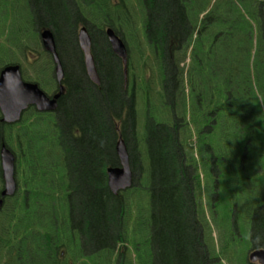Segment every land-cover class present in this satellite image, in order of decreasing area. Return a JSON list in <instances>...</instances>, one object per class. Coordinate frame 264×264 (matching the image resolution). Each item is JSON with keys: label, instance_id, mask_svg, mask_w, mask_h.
I'll use <instances>...</instances> for the list:
<instances>
[{"label": "trees", "instance_id": "obj_1", "mask_svg": "<svg viewBox=\"0 0 264 264\" xmlns=\"http://www.w3.org/2000/svg\"><path fill=\"white\" fill-rule=\"evenodd\" d=\"M10 3L17 22L16 0ZM126 3L131 4L25 0L27 23L36 37L44 28L52 31L64 76L55 111L30 107L20 127L0 138L14 153L18 185L0 211V247L24 241L25 249L16 251L27 253L14 264H87L80 258L102 264V255L107 264L112 255L118 257L116 264H133L124 257L128 195L114 194L107 186V168L119 166V139L128 150L133 183L138 164V181L148 184L146 239L153 264H208L214 254L205 237L200 174L193 173L198 162L205 159L209 168L224 165L231 174V194L242 186L245 167L251 172L252 165L264 166V0H138L151 59L137 66L157 68L155 101L150 81L134 72L128 78L132 55L137 53L139 62L145 49L133 33L136 52L130 51L125 29L117 23V8ZM82 26L90 35L99 84L85 69L77 37ZM108 27L126 45V73L111 49ZM21 31L18 26V36ZM17 47L22 54L39 55L29 35ZM40 53L32 74L19 63L22 78L51 96L59 84L50 54ZM143 84L149 93L144 90L148 104L140 132L136 104ZM156 104L168 109L160 111L159 120ZM214 156L218 160L211 161ZM261 211L255 208L253 226L264 229ZM258 238L264 240V233ZM87 247L92 252L82 255Z\"/></svg>", "mask_w": 264, "mask_h": 264}, {"label": "rangeland", "instance_id": "obj_2", "mask_svg": "<svg viewBox=\"0 0 264 264\" xmlns=\"http://www.w3.org/2000/svg\"><path fill=\"white\" fill-rule=\"evenodd\" d=\"M3 7H0V32L4 33L3 35H0V66L4 65L5 62H12V61H17L19 62L22 66L28 68H32V66L35 65V61H33L36 57H40L41 53L40 50H44L41 43H40V38L39 36L36 37L37 33H33L32 28H30V23H27V16H26V4L25 0H16L15 7H17V22H16V17L13 12V6L10 3L12 0H3ZM112 1V0H111ZM120 1V0H117ZM129 1L131 4L126 3V7H119L117 8V14H118V19L117 23L118 25L122 26L124 30V36L125 40L130 47V51H135L136 50V41L137 39H140L138 42L142 46L144 50V58L141 59L138 62L137 58V53L136 55L133 54V68L129 70V80L131 78V73L134 72V74H137V76H143V80L145 81H150V85L153 88L152 90V99L155 101V94L154 91L158 89V83H157V77H158V71L156 67L150 66L149 68H142L137 66V64H141L142 61L145 59L148 61L149 65V60L151 59V56L149 55L147 50V46L145 44V41L143 38V28H142V23L143 19L140 18V6L138 4V0H126ZM113 2V1H112ZM137 6V7H136ZM124 18H127L125 20ZM30 24V25H29ZM18 26L22 29L21 35L19 34L18 36ZM137 35V39L134 38V34ZM28 35L31 37V40L33 42L36 41L38 50H39V55L38 53L36 54L37 56L35 57V54L31 51H28V54H22L20 53L17 43L18 40L22 41L23 43L27 40ZM20 38V39H19ZM3 44H6V47L10 49V52L12 54H9V50L7 51L3 47ZM37 50V51H38ZM45 51V50H44ZM136 52V51H135ZM133 52V53H135ZM36 53V52H35ZM9 55L10 57H14V59L9 60ZM136 58V60H134ZM3 62V63H2ZM37 64V63H36ZM128 73V71H127ZM30 74L31 70H30ZM145 88H144V87ZM143 86L140 87L137 93V113H138V128L140 132L143 129V124L145 122L146 118V105L148 103L146 100V94L144 90L149 93L148 87L146 89V85L143 84ZM43 88V87H42ZM45 92L46 90L43 89ZM149 102L152 104L153 102L151 101V98L149 96ZM157 106V112L154 113L156 115V119L159 120L158 117L161 116L160 111H164L165 113L168 112V109L166 106H161L159 104H156ZM158 113V114H157ZM162 113V112H161ZM160 115V116H159ZM167 115V114H166ZM165 117L162 118L163 120L166 119ZM194 147V146H193ZM204 162V163H203ZM203 162H198L196 165V169H193V173L197 172L200 174V179L203 178V180H206L207 183L210 181V175L212 176V179L214 178V174L217 175L218 171L216 172H211L209 173V167L207 166V162H205V159ZM224 165L220 166V172H222L221 175L224 173L226 174L225 177H222L219 175V178H226L228 179L230 175L229 170L225 167ZM138 164H135L134 169L136 171L135 178L136 180L133 183V186H131L128 189L123 190L122 192L127 193L128 195V203H129V213H128V219H127V239H128V244L126 247L127 254L125 253V258H130L131 262L133 264H153V256L148 255V250L150 251V246L148 245L146 236L149 233L148 229V223H149V192H148V184L142 182L141 184L138 181L139 177L138 176ZM245 173V172H244ZM196 174V173H195ZM202 180V181H203ZM138 181V182H137ZM200 182V194L202 195L201 199L206 197L207 199L202 200V204L204 207V214L206 216V220L208 221V224L206 223V226L208 230H205V237H206V242L215 250L218 256L221 254V250L224 249H233L235 250L237 248V253L239 256H241V250L242 248L246 247V244L244 242L243 237H240L237 234L232 233L229 229L232 228V222H230V216H231V207L228 209H223L226 206V203L230 202L231 198L229 196H225L224 202H217L215 205V212L209 211V203L214 199L212 196L211 199L206 195L205 192V187L204 185L201 184ZM242 184V183H240ZM239 184V185H240ZM223 187L221 184L218 185V201L221 199V194H222ZM220 194V195H219ZM240 197H243L242 193L239 192ZM249 197L252 199L254 197V193L250 190L248 194L245 195V197ZM231 204V203H230ZM208 211H207V209ZM214 213V214H213ZM233 213V211H232ZM236 215V221L239 223L241 216L243 215L242 212V207L241 205L238 206V208L235 211ZM92 252V249L86 248L83 251L84 255L85 253L89 254ZM117 252V251H116ZM236 256V257H239ZM118 257L116 255L111 256V261L110 264H116V260ZM129 259V260H130ZM222 259L221 264H243L242 259L239 257L237 258L238 260H234L230 258L229 256H226L222 254ZM80 260L84 261L85 263L89 264V261L86 258H80ZM100 262L102 264H107L108 261L103 257L100 258Z\"/></svg>", "mask_w": 264, "mask_h": 264}, {"label": "water", "instance_id": "obj_3", "mask_svg": "<svg viewBox=\"0 0 264 264\" xmlns=\"http://www.w3.org/2000/svg\"><path fill=\"white\" fill-rule=\"evenodd\" d=\"M113 53L121 59L124 71L128 63L127 48L122 39L111 28L105 30ZM78 44L84 54L85 69L89 79L99 84V76L96 71L91 53V39L86 27L82 26L77 33ZM39 38L43 49L48 52L54 64V76L59 84L58 91L48 96L37 83L23 80L18 64H9L0 72V113L2 121L16 122L21 119L22 112L33 106L39 112H53L57 108V100L63 93L61 81L64 76L63 66L56 50L54 36L51 30L44 28L39 32ZM119 166H110L106 170L107 186L109 190L117 194L133 185V171L129 164V154L125 142L119 139L115 146ZM0 169L3 180V188L0 192V210L5 197H11L17 189L15 180V156L5 145L0 149Z\"/></svg>", "mask_w": 264, "mask_h": 264}, {"label": "flooded vegetation", "instance_id": "obj_4", "mask_svg": "<svg viewBox=\"0 0 264 264\" xmlns=\"http://www.w3.org/2000/svg\"><path fill=\"white\" fill-rule=\"evenodd\" d=\"M112 1L114 2V4H116V6L120 2V1L118 2L117 0H112ZM1 7H3V6H1ZM9 64H18L20 66L19 62L18 63H10V61L5 62L4 65L0 66V72L5 66H7ZM20 69H21V66H20ZM24 112L25 111L22 112L21 119L19 121L11 122V123L2 121V114L0 113V138L1 139L5 138L4 136H5V132L7 130L15 131L17 128L20 127ZM2 144H5L3 142V140L0 142V149H1ZM210 160L216 161V160H218V158L214 156V157H211ZM239 161H242L241 156H239ZM219 168H220V166L218 163L215 165V168H213L212 166L209 168V173L218 171L217 175L214 174L213 179H212V176L210 175V180H209L210 182L209 183H207L206 180H203V178L201 179L202 185H204V187H205L206 195L209 197V199H211L212 196L214 197V199L209 203V206H210L209 211L215 212L216 203L217 202H224L223 198L225 196H229L231 198V200H230V202L226 203L225 208H223V209H228L232 205L231 216H230V222H232V228H230L229 230L232 233L237 234L240 237H243L244 242L246 244V247L242 248L241 256L238 255L237 248L235 250H233V249L221 250L220 256H218L217 253L214 251V254H212L210 256V261L208 262V264L210 262H215V263L221 262V260H223L222 254L229 256L230 258H232L234 260H238L237 258L240 257L243 261L242 262L243 264H264V240H262L261 238H258L259 235H262L264 233L263 232L264 229H261L260 226L257 228H255L253 226V219L255 216V208L258 207L259 209L262 210L261 212H258L259 221L261 219L262 220L264 219V166L263 165H257V167H256V165H252L251 166V168H252L251 172H250L248 167H245V169H244L245 171H242V173H243L242 174V181H241L242 186L240 188L236 187L233 190L232 194L229 192V189H228V184H229L230 180L228 182V179H226V178H219V175L222 174V172H220ZM221 176L225 177L226 174L224 173ZM0 178H1V182H0V192H1L2 188H3L1 169H0ZM15 180H16V178H15ZM219 180H221L220 183H222V187H223L220 201L217 200L218 199V185L220 184ZM17 190H18V185H17L16 192H17ZM250 190L252 191V193H254V197H252V199H250L247 196L245 197V195L248 194L250 192ZM239 192L242 193L243 197H239L237 195V194H239ZM227 194H230V195H227ZM7 198H9V197L4 198V203H5ZM234 198L240 200V202L239 203L237 201L234 202ZM203 199H207V198L204 197ZM238 204L241 205L242 212H243V215L241 216L239 223H237L236 215H235V211L238 208ZM201 205H202V209L204 210L202 201H201ZM3 206H4V204H3ZM3 206H2V208H3ZM2 208H1V210H2ZM207 211H208V209H207ZM232 211H233V213H232ZM150 238L152 240V236H150ZM23 240H24V237H23ZM23 243H24V241L22 243H20L19 245L9 244V242L2 244V246L0 247V264H5V263H9V262L14 264L15 263L14 259H18L20 255L22 257H25V254H27V253L24 251H22L20 255H17V251L20 250V247L22 249H25L26 245ZM10 246H17V248L11 249ZM236 256H239V257H236ZM24 260L26 261V258Z\"/></svg>", "mask_w": 264, "mask_h": 264}]
</instances>
